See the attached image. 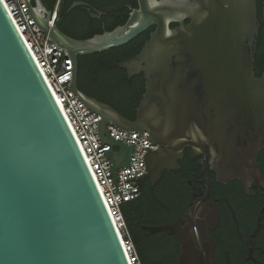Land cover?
<instances>
[{
	"label": "water",
	"instance_id": "water-1",
	"mask_svg": "<svg viewBox=\"0 0 264 264\" xmlns=\"http://www.w3.org/2000/svg\"><path fill=\"white\" fill-rule=\"evenodd\" d=\"M35 23L73 62L71 88L98 113L99 134L115 183L133 145L107 125L148 133L158 149L146 156L155 185L179 168L186 147L210 157L222 182L238 179L248 193L263 181L264 73L256 76L257 0H139L125 25L76 39L51 24L43 2L25 0ZM189 20V23L185 21ZM173 22L179 23L171 28ZM156 26L141 52L122 61L146 90L135 120L79 88V57L120 47ZM219 221L192 208L173 224L148 227L181 240L178 264H213L209 235ZM259 229V228H258ZM257 229V230H258ZM0 264H131L83 151L33 54L0 0Z\"/></svg>",
	"mask_w": 264,
	"mask_h": 264
},
{
	"label": "flooded vegetation",
	"instance_id": "flooded-vegetation-1",
	"mask_svg": "<svg viewBox=\"0 0 264 264\" xmlns=\"http://www.w3.org/2000/svg\"><path fill=\"white\" fill-rule=\"evenodd\" d=\"M41 1L49 11L57 8L54 23L61 22L74 34L93 36L125 25L132 12L140 8L139 0H57L54 9L53 0ZM31 3L36 6L38 0H31ZM178 25L173 22L170 27ZM155 30L156 26H151L142 32L147 37L141 48ZM141 48L122 61L139 54ZM120 69L128 74L126 69ZM141 75L144 76L141 73L133 77ZM203 158V155L194 154L191 147H186L183 158L178 161V169L165 170L155 185L149 179L143 181L136 200L142 198L149 207L161 209L166 221L154 224L147 215V220L139 224L134 239L153 264L162 261L178 264L182 251L178 236L164 231L151 232L148 227L173 224L196 208L210 217L215 214L219 217L216 226L209 230L215 242L213 264H264V179L261 182L254 178L247 193L238 179L220 181L218 173L212 169L210 157L206 164L201 163ZM258 162L264 176V148Z\"/></svg>",
	"mask_w": 264,
	"mask_h": 264
},
{
	"label": "built area",
	"instance_id": "built-area-1",
	"mask_svg": "<svg viewBox=\"0 0 264 264\" xmlns=\"http://www.w3.org/2000/svg\"><path fill=\"white\" fill-rule=\"evenodd\" d=\"M3 2L73 130L101 190L130 263L143 264L123 215L122 206L139 196L138 179L147 173V153L149 150L158 149V145L149 140L147 132L141 134L108 124L107 129L110 137L121 143L134 146L130 165L117 171L118 181L115 183L112 162L108 156L113 146L104 142L99 134L102 117L88 108L71 88L72 59L65 55L57 43L50 41L35 23L25 0H3ZM57 14L56 8L51 24H54Z\"/></svg>",
	"mask_w": 264,
	"mask_h": 264
},
{
	"label": "trees",
	"instance_id": "trees-1",
	"mask_svg": "<svg viewBox=\"0 0 264 264\" xmlns=\"http://www.w3.org/2000/svg\"><path fill=\"white\" fill-rule=\"evenodd\" d=\"M56 3L57 0H53L52 9L55 8ZM257 3L260 29L255 53V73L256 76H261L264 73V0H257ZM57 24L63 32L76 39L93 36V34H74L61 22ZM145 37L147 36L142 33L126 45L79 57V88L86 94L110 104L131 120L136 119V109L146 90V79L143 75L129 78V75L120 69L119 63L130 55L138 53ZM122 212L142 263L153 264L134 238L139 224L147 220V215L150 216L149 221L157 224L166 221L165 214L161 209L146 205V201L142 198L126 202L122 206ZM166 263L162 261L155 264Z\"/></svg>",
	"mask_w": 264,
	"mask_h": 264
}]
</instances>
